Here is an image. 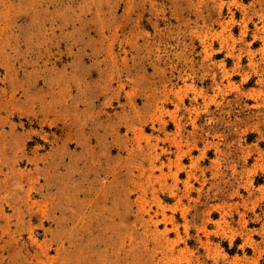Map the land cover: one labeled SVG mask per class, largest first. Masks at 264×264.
I'll return each mask as SVG.
<instances>
[{
	"label": "rangeland",
	"instance_id": "374dc122",
	"mask_svg": "<svg viewBox=\"0 0 264 264\" xmlns=\"http://www.w3.org/2000/svg\"><path fill=\"white\" fill-rule=\"evenodd\" d=\"M0 264H264V0H0Z\"/></svg>",
	"mask_w": 264,
	"mask_h": 264
}]
</instances>
